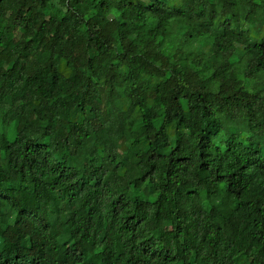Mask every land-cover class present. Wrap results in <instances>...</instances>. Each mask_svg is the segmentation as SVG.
Returning a JSON list of instances; mask_svg holds the SVG:
<instances>
[{"label": "trees", "instance_id": "16d2710c", "mask_svg": "<svg viewBox=\"0 0 264 264\" xmlns=\"http://www.w3.org/2000/svg\"><path fill=\"white\" fill-rule=\"evenodd\" d=\"M0 264H264V0H0Z\"/></svg>", "mask_w": 264, "mask_h": 264}]
</instances>
